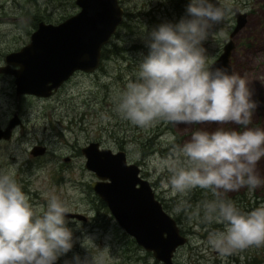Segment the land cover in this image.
Masks as SVG:
<instances>
[{"label":"rangeland","instance_id":"rangeland-1","mask_svg":"<svg viewBox=\"0 0 264 264\" xmlns=\"http://www.w3.org/2000/svg\"><path fill=\"white\" fill-rule=\"evenodd\" d=\"M119 2L124 9L123 21L106 44L108 49L95 70L75 71L48 96L17 95L14 76L0 73V127L14 114L21 120L12 138L0 141L1 173L13 176L36 215L47 210L53 196L68 210L87 215V220L66 217L73 233V247L55 264H75V255L91 264H164L123 230L93 190L91 184L99 178L86 168V157L81 151L90 141L113 151L124 150L127 162L138 165L140 176L151 183L155 197L176 219L188 240L174 251V264H264V246L221 256L207 241L210 233L223 231L224 225L204 219V205L214 201H231L245 213L264 206V185L255 190H219L218 195L197 187L192 189V196L193 192L199 195L198 200L190 199L191 190L183 196H171L165 187L170 173L161 172L158 167L195 130L211 132L218 127L241 126L231 122L172 124L158 120L139 127L117 111L127 85L138 79L140 62L149 52V33L162 23L175 24L187 17L189 0ZM211 2L224 10L225 18L209 30L203 42L206 65L218 57L228 41L236 25L237 6L246 12V21L232 37V73L249 81L252 99L257 103L247 127L264 128V0ZM78 10L75 0H0V65L7 53L30 41L40 20L58 23ZM34 145L45 146V152L31 155ZM257 172L264 179V157L257 164ZM181 201L183 208L177 213L175 208Z\"/></svg>","mask_w":264,"mask_h":264},{"label":"clouds","instance_id":"clouds-1","mask_svg":"<svg viewBox=\"0 0 264 264\" xmlns=\"http://www.w3.org/2000/svg\"><path fill=\"white\" fill-rule=\"evenodd\" d=\"M186 13L177 23H162L149 33V52L140 62L138 79L127 85L117 111L139 127L158 120L240 125V129L193 131L158 167L170 173L165 187L171 196L186 195L197 187L216 195L219 190H255L264 185L257 172L264 157V128L247 127L257 107L249 81L222 68L213 70L205 62L203 42L225 12L211 0H189ZM183 204L177 205V213ZM204 208L206 222L224 225L207 241L221 256L264 246V206L245 213L233 202L219 200ZM67 213L53 196L47 210L36 215L13 176L0 173V264H55L73 247ZM73 260L91 264L78 255Z\"/></svg>","mask_w":264,"mask_h":264},{"label":"water","instance_id":"water-1","mask_svg":"<svg viewBox=\"0 0 264 264\" xmlns=\"http://www.w3.org/2000/svg\"><path fill=\"white\" fill-rule=\"evenodd\" d=\"M79 10L58 23L40 20L30 41L7 53L0 73L14 76L16 94L48 96L75 71L91 72L101 60L106 45L123 21L124 9L119 0H75ZM236 25L211 68H222L232 74L230 62L234 48L232 37L245 24L246 12L234 7ZM21 125L14 114L0 127V141L12 138V129ZM45 146L34 145L31 155L43 154ZM85 166L99 178L93 190L106 202L110 212L137 244L151 251L164 264H174L172 257L188 237L179 230L176 219L155 197L151 183L140 176L136 163L126 160L124 150L113 151L90 142L82 148ZM1 173V165H0ZM67 218L85 220L86 215L69 210Z\"/></svg>","mask_w":264,"mask_h":264},{"label":"flooded vegetation","instance_id":"flooded-vegetation-1","mask_svg":"<svg viewBox=\"0 0 264 264\" xmlns=\"http://www.w3.org/2000/svg\"><path fill=\"white\" fill-rule=\"evenodd\" d=\"M100 62H101V60H100ZM4 64H5V61H4ZM3 64V65H4ZM99 65H100V63H99ZM99 65H98V67H99ZM12 75V74H11ZM9 121V120H8ZM8 123V122H7ZM7 125V124H6ZM5 125V126H6ZM4 126V127H5ZM18 126H20V124H18L17 126H15L13 129H12V136H13V133H14V131H15V129L18 127ZM91 142V141H90ZM97 142V141H96ZM99 143V142H98ZM100 145V144H99ZM101 147V146H100ZM45 150H46V148H45ZM81 151H82V148H81ZM65 160H69V157H66L65 158ZM198 197L200 198V196L199 195H195V194H193V198H196L197 200H198ZM101 198V197H100ZM102 199V198H101ZM106 203V202H105ZM251 210H252V208H251ZM74 212H77V211H74ZM74 219H76V218H74ZM85 220H87V215H86V218H85Z\"/></svg>","mask_w":264,"mask_h":264},{"label":"trees","instance_id":"trees-1","mask_svg":"<svg viewBox=\"0 0 264 264\" xmlns=\"http://www.w3.org/2000/svg\"><path fill=\"white\" fill-rule=\"evenodd\" d=\"M60 1H63V0H60ZM56 4H58V3H56ZM110 42V41H109ZM108 44V43H107ZM106 46V47H105ZM103 48H104V51H103ZM106 48H107V45H104L103 47H102V52H101V56H105V52H106ZM108 49V48H107ZM197 192V191H196ZM193 194H194V192H193ZM191 197H193L192 196V190H191V193H190V199H191Z\"/></svg>","mask_w":264,"mask_h":264}]
</instances>
